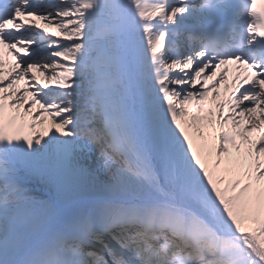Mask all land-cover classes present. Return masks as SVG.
<instances>
[{
    "label": "snow or ice",
    "instance_id": "1",
    "mask_svg": "<svg viewBox=\"0 0 264 264\" xmlns=\"http://www.w3.org/2000/svg\"><path fill=\"white\" fill-rule=\"evenodd\" d=\"M0 264H264V0H0Z\"/></svg>",
    "mask_w": 264,
    "mask_h": 264
},
{
    "label": "bare ground",
    "instance_id": "2",
    "mask_svg": "<svg viewBox=\"0 0 264 264\" xmlns=\"http://www.w3.org/2000/svg\"><path fill=\"white\" fill-rule=\"evenodd\" d=\"M222 96H223V94H222Z\"/></svg>",
    "mask_w": 264,
    "mask_h": 264
}]
</instances>
